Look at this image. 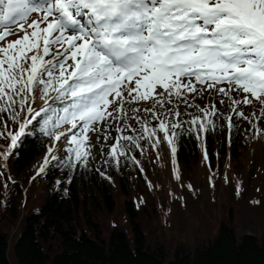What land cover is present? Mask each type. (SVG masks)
Returning a JSON list of instances; mask_svg holds the SVG:
<instances>
[{"label": "snow or ice", "instance_id": "6c2138e0", "mask_svg": "<svg viewBox=\"0 0 264 264\" xmlns=\"http://www.w3.org/2000/svg\"><path fill=\"white\" fill-rule=\"evenodd\" d=\"M33 13L37 19L29 24ZM0 22V42L15 35L17 27L24 32L0 45V102L6 105L0 111L11 110L17 98L23 110L27 101L34 102L35 88L42 86L45 107H29L27 112L30 117H47L41 128L45 135L56 141L67 138L70 162L74 156L75 163L87 164L88 133L114 113H124L122 101L153 99L163 104L157 88L167 97H180L203 84L229 96L234 105L256 101L264 106V0H0ZM233 91L244 94L242 99L232 98ZM51 100L66 106L48 116ZM113 104L116 108L109 111ZM145 111L155 114L153 109ZM11 115L15 120L16 112ZM213 115L214 110H204L209 118L191 123L207 132ZM227 119L231 128V117ZM32 123L29 119L19 125L18 134L9 133L11 149L18 147ZM64 125H70L68 131L57 134L55 129ZM141 127L147 138L157 136V129ZM180 127L172 123L170 131L163 120L159 124L174 163V129ZM122 138L139 147L140 137ZM118 146L119 142L111 148L113 158ZM52 151L50 147L39 173L45 171ZM204 158L208 159L206 150ZM176 178L180 179L178 171Z\"/></svg>", "mask_w": 264, "mask_h": 264}, {"label": "trees", "instance_id": "16d2710c", "mask_svg": "<svg viewBox=\"0 0 264 264\" xmlns=\"http://www.w3.org/2000/svg\"><path fill=\"white\" fill-rule=\"evenodd\" d=\"M59 102L49 101L52 107L48 116L53 110L66 106ZM4 107L6 105L0 102V108ZM26 107L27 103L21 110L17 98L11 110L0 111V133L3 134L0 135V216L4 213L9 220H14L19 216V205H27L23 225L14 243L13 259L17 264H264V232L261 235L239 234L234 208L220 223L214 236L200 239L196 235L193 244L178 242L168 246L156 234L147 233L146 213L156 211L160 199L153 201L156 209L140 211L134 182L141 180L147 194L153 195L154 191L146 179L149 163L145 157L141 158L137 146H130V152L124 142L119 143L117 157L111 155L104 166L106 178L100 177L90 154L86 165L75 163L74 156L70 162L69 145L65 147L64 155L51 160L43 173L31 172L32 162L53 138L41 131L46 116L28 115L26 121L32 119L33 123L19 138L18 147L10 148L9 133H19ZM44 107L45 103L33 110ZM11 111L17 114L15 120ZM9 122L10 128L6 127ZM238 133L226 124L208 126L202 149L199 138L192 131L183 126L176 130L177 167L180 174L188 178L185 187L188 182L191 185L187 188V199L195 201L197 206L198 201L206 200L201 190L197 189L199 194H194V184L198 180L196 170L206 150L208 159L204 160L208 167L205 170L211 174L206 175L209 186L222 182L230 191V198L235 199L242 191L247 199V187L255 185L261 196L259 194L260 197L256 196L251 202L257 209L264 207V177L256 180V171L250 175L248 169L245 172L235 165L248 145ZM120 152L124 154L120 155ZM4 154L8 156L6 162ZM134 169L139 177L131 180ZM16 174L24 176L22 183L16 181ZM193 176L196 177L194 183L190 181ZM19 188L25 192L21 193L20 200ZM33 197H39L40 201H34ZM124 216H127L128 224L124 223ZM127 227H130L131 235ZM0 264H14L9 256L8 234L1 226Z\"/></svg>", "mask_w": 264, "mask_h": 264}, {"label": "rangeland", "instance_id": "374dc122", "mask_svg": "<svg viewBox=\"0 0 264 264\" xmlns=\"http://www.w3.org/2000/svg\"><path fill=\"white\" fill-rule=\"evenodd\" d=\"M35 19H37V14L33 13L27 23L30 24ZM0 23L3 24L2 22ZM25 27H27V25H25ZM28 31L30 32L31 29ZM23 35L24 32L20 31L17 27L16 34L0 43V45H6L7 42L15 41ZM31 54L32 53H29L28 55L30 56ZM51 58L52 57H45V59ZM71 63L72 61L69 60L68 64ZM69 71H71V69H69ZM58 74L59 73H57V75ZM217 87H227V85H217ZM41 88L42 86H39L34 90L35 100L34 102L30 100L29 103L32 109L45 103L44 100L41 99ZM196 88V92L184 91L183 95L180 97L175 95L167 97L162 89L157 88L156 91L159 93V99L164 100L163 104L158 102L154 103L153 99L147 101H133L129 98L127 101H122L124 113H114L113 117L107 118L103 124L95 125V131L88 133L91 161L99 171L100 177L106 178L104 175V166L108 158L112 155L111 148L117 145V142L120 143L122 141L131 152L130 146H136V144L132 143V141L124 140L122 137H140L137 141L139 144L138 151L141 154V158L145 157L147 160L146 162L149 163V171H147L146 179L154 191V194H147L144 183L138 180L134 182L136 184L134 195H136L135 198L139 199L138 202L141 206L140 211H145L153 207V201L155 200L166 199L163 202H160V200L159 202L157 201V209L153 207L156 211L152 210L146 213L147 221L145 224V231L147 233L156 234L163 243L168 246L175 245L178 242H189L193 244L196 235L200 236V239H209V237L214 236L218 232L220 223L225 220V217L230 216L233 208L235 209L233 213H235L236 229L239 234L250 233L261 235L264 232V207L257 209L256 205L253 206L251 202L252 199L260 194V192L257 191V187H255V185L251 187V184H249L247 187V190H249L247 199H244L242 191L235 199L230 198V191L224 183H216L215 186L208 185L209 178L207 179L206 175L211 176V174L208 169L207 172L205 170V167H208V162H206L204 158H202V162L196 170V177L198 180H196L194 184V194L198 195V190H201L206 200L202 202L198 201L197 206L195 201L187 199L189 182L187 187H185L184 182L185 179L188 178L186 175L180 174L177 168L176 154L175 163L173 162L171 147L168 145L164 133L159 131V124L160 121L163 120L169 126L170 131H173V129H171V124L179 123L184 128L192 131L199 138V142L203 149L205 132L201 131L198 125H193L191 121L194 118H200L206 121L209 117L204 116V110H214L215 115L210 117L213 120L212 125L226 124L228 126L229 122L227 118L230 116L231 128H235L239 132L238 134H242L248 143L246 152L235 161V165L239 169H244L245 172L248 169L250 175L256 171L258 175L255 174V179L257 180L261 176L264 177V115L261 114L264 106H261L256 101L251 105H234L229 96L217 92L215 88L209 89L203 84H196ZM54 94L55 93H51V95ZM125 95L127 94L125 93ZM243 95L244 94L236 91L231 93V97L234 99H242ZM249 98H251L250 94ZM109 99L111 100L112 97H109ZM26 103L28 104V102ZM113 108H116L115 104L112 105L109 111H112ZM233 108H236L235 112ZM136 109H139V111H135ZM145 109H153L155 114L146 112ZM240 111L244 112V117L239 116L238 113ZM176 112H179L178 117L175 115ZM157 117H159V119H157ZM10 123L11 122L8 124L6 123V127L10 128L12 126ZM142 124H147L149 128L157 129V136L151 139L147 138L141 127ZM69 128L70 125H67L59 129L56 133L58 134L60 131L67 132ZM117 129H122V131H118ZM176 130L177 129H174L175 133ZM157 138L159 139V143H156ZM174 139L176 147V135ZM256 142L257 146L254 148ZM66 146H68L66 137H61L60 141H56L53 138L46 146V149L32 162L30 166V169H32L31 172H38L39 168L43 166V160L45 156L48 155V149L50 147L53 149L51 156H56L58 158L64 155ZM118 148L119 146L117 147V151ZM51 156H49L50 161L52 160ZM138 160L143 163L140 158ZM136 163H138V161H136ZM177 171L180 179L176 178ZM23 177V175L16 174V181L19 184L22 183ZM138 177L136 169L132 170L131 180H135ZM196 177L193 176L190 181L194 183V178ZM39 182H42V180ZM19 184H17V187ZM21 193L24 194L25 192L19 188V192L17 193L19 195V200L22 196ZM144 193H146L147 196H140ZM13 195H15L14 189ZM32 199L36 202L40 201L39 197H33ZM235 200L238 201L236 202ZM120 201H122V197H120ZM26 207L27 205H19V209L17 208L19 216H15L16 219L14 220H9L4 213L0 216V226L3 227L8 234L9 256L14 264H17L13 259L14 243L23 225L22 218L26 215ZM7 220H9L8 224H6ZM124 223L128 224L127 216H124ZM127 229L131 235L130 227H127ZM105 236L108 237L109 234L105 233Z\"/></svg>", "mask_w": 264, "mask_h": 264}, {"label": "bare ground", "instance_id": "6f19581e", "mask_svg": "<svg viewBox=\"0 0 264 264\" xmlns=\"http://www.w3.org/2000/svg\"><path fill=\"white\" fill-rule=\"evenodd\" d=\"M43 27V26H42ZM174 139V138H173ZM174 141H175V139H174ZM257 146V142H256V144L254 145V148Z\"/></svg>", "mask_w": 264, "mask_h": 264}]
</instances>
